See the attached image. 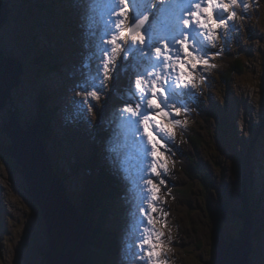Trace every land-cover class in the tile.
Wrapping results in <instances>:
<instances>
[{"label":"rangeland","instance_id":"obj_1","mask_svg":"<svg viewBox=\"0 0 264 264\" xmlns=\"http://www.w3.org/2000/svg\"><path fill=\"white\" fill-rule=\"evenodd\" d=\"M262 2L263 0H248L247 5H245L244 7L239 4V6L242 8L241 12L247 13L248 15H246V18L238 16L240 19H237V23L240 27V31H238V34L235 33V36L240 37L250 31L252 33V36L256 35V38L259 39L248 41V43H246L247 40L245 38L247 36L243 37L244 39L242 40V46L249 45L250 47L249 51H247V54L252 50L262 49L264 46V7L261 6ZM28 3L29 0H27V7ZM20 8L24 9L22 3L20 4ZM25 11L27 12L26 9ZM17 14V11L11 8L10 19L13 23H8L5 26V22H2L4 28L2 29V31H0V50L2 52L5 51L6 47H4V43H9L12 47L9 48L8 52L12 51L11 49L19 51V59L25 65V73L24 77H22L23 79L21 78V84L19 85V87H16L13 90L12 100L9 101L6 108L0 112V145L4 147L7 146L5 142L6 133L4 132V127L5 124L10 121L11 114L14 113L15 108H21L19 109V115L22 116V120L26 122L29 112L31 114V102H35V107L37 106L36 101L32 95H35V93H38V91L42 90L45 83L44 76L41 75L40 71H38L39 75L36 74V58H38L39 55H42L41 53L43 52L41 51H47V49H51L55 39V36L54 39H52L51 34V31H54L53 26L55 28V25H53V23L51 22H48L47 16H45L41 12H37L35 14L26 13L23 14L21 18H19L20 16H17ZM74 17H77V15L72 14L68 16L69 21H73ZM84 17L85 16H83V18ZM94 31L98 32V30L96 29L90 31L86 29L87 33L90 32L93 37L97 38V36L93 35ZM81 40H84L83 36ZM229 46L230 45L226 46V48H229ZM37 50H40V52H37ZM6 55L12 56L9 53H7ZM87 58L89 61L91 60L88 55ZM1 60H3L2 57ZM43 61L45 62L46 60ZM80 62H82L84 65L86 64L81 58ZM117 64H122L123 67V54H121L116 59L114 66L115 69L117 68ZM211 64L212 61H210L209 65H203V68L206 69V72H208L209 75L207 79L201 78L199 80L198 87L202 91H204V89L206 88L211 90L210 80L212 79L213 75V78L216 80L215 83L217 84L215 88L212 89L213 92H210L205 97L210 98L212 95L213 99L216 100V88L218 85H220V80L212 70V67L210 66ZM70 65V68H72L73 71L77 70V67L80 68L79 73L75 74L79 76L81 73L80 65L77 66L73 63H70ZM110 67H112V65H110ZM180 67H183V69L187 70L183 64H181ZM252 71L256 72L255 76L253 72L249 71V74H247L249 75L248 77H240L236 75L232 78L231 84L236 85L238 88L244 89L245 92L241 93L235 87L231 93V99H225L226 103L224 106L228 107L229 105V110L226 112L220 111V114H222V118L218 121H222L224 130L226 131L225 133L228 137H231L232 140V144L229 146L231 150V161L228 160L223 167L218 165L220 164L219 157H226L223 153L224 143H221L217 137V121H213L212 119L206 120L203 116V118L200 116L198 110H195L194 108L191 110L192 114L198 117V122L194 127L195 131L193 130V133L200 134V136L202 137V141L204 142L202 149L199 150L200 157H202L209 164L212 169L211 171L215 176V184L213 185V187H209L208 191L202 190L199 183L192 182L184 172L181 171V173H179L180 170H178V166L180 163L178 156L182 154V152L179 149L171 148V150L173 151V156L170 162L174 170V179L173 182H170L175 185L171 188V192L174 198L173 204H175L176 209L174 210V213L168 212L169 200L168 205H166L167 195L165 194V191L162 190L161 198L165 202V207L161 208L163 210L161 215L158 214L156 216L159 217V219L153 216L155 224L157 223V220L159 224L166 223L164 225H160L162 233H164L163 240L165 241V243L163 244V246H161L160 244V248L157 247V250L163 251V253L169 258L170 264H213L215 259V248L213 247L214 243L212 239V221L209 215L213 210L218 209L221 203L226 202L229 204L227 220H224L222 223L227 238L228 236L232 238L233 236L231 235L233 234L236 235V231L239 230L238 227L242 228L240 216L234 210V214L232 215L231 219V200L235 202L234 204L236 205V207H238V205L242 206L243 200H245V198L244 195L239 194L241 190V182L242 184H247L249 182L247 179H243L244 172L242 169V165L244 164L245 160L249 161L252 158L254 164H256L255 159L257 157L255 155V151L253 150L248 158H246L244 154L239 153V146L243 143L244 139L248 140L252 133L254 131H257L260 126H263L264 128V121L262 124L259 123V120L260 118H262V113L264 111V61L261 59L259 69H255ZM114 72L115 70L109 73L111 79L115 76ZM111 79L105 81V90L110 85ZM80 80L82 81V84L79 87L81 91L79 101L80 109L85 108V110L87 111L90 110V113L97 109L102 111V103L96 105V103L100 102V99L96 100L95 98L90 97L82 87V85L87 82V79ZM190 80H192V77H190ZM201 80L204 81L202 84L200 83ZM29 87H32L33 94L24 93ZM91 90H96L99 96L104 94L105 92V90L101 91L99 88L92 89L91 87H89L88 91L90 92ZM221 91L222 90H219L220 93ZM18 95L22 96V101L19 102L18 105H15L13 100L14 97H17ZM42 95L43 91L41 92V97ZM205 100L207 102V99ZM242 100L245 102H250V105L252 106V109H249L250 111L248 113H246L245 108L243 107ZM17 101H20V96H18V98L16 99V102ZM212 103V100L209 99V104ZM93 105L94 108L93 110H91L88 106L93 107ZM86 107H88L89 109ZM184 113V110L181 109V115H183ZM243 113H246V115L241 120L235 119L238 114ZM81 115L85 118L84 113H82ZM38 116L39 112L37 114V118ZM205 121L208 123H206ZM186 122L187 119L182 120V124L180 126L191 128L192 124ZM26 123L28 124V122ZM171 129L177 133L181 141L185 144L184 146L182 145L183 151L194 154L195 145L193 144L192 140L188 138V135H184L182 134V132H180L179 134V132H177L174 127H172ZM234 133L235 135L232 136L231 134ZM239 133L242 134V137ZM260 133L261 134L259 139L263 140L264 146V129H262ZM184 136L187 138V140L184 139ZM66 146L67 154H71L72 156L74 154H78V151L81 149V147H76L74 150H72L71 146L73 145H71L70 143H67ZM48 147L49 149L52 148V146ZM88 152L92 153L93 151L87 150V153ZM168 153L170 152H167V154ZM259 155L263 156V153L261 152ZM57 158H59V154L57 155L55 153V161L57 160ZM75 159H73L74 164H81L78 158L76 160ZM14 164H16L15 161ZM14 164L11 163V167L8 168L0 160V171H2L5 176L4 185L8 190L11 188L13 191H11L12 194L9 203L11 204L14 214L17 217L16 224L13 223L10 228V230L14 233H12V235H7L5 238H3L2 235L0 236V251H2V253L0 252V264H44V257L42 259V253L49 252L50 250L48 231L45 224L46 222L41 212L37 211V209L33 207L32 203H30L28 198L29 195L27 196L25 191L26 186L24 179L20 176L17 169L15 167H12ZM81 166L83 167V165ZM252 169H255V165L252 166ZM83 171L89 174L86 170ZM162 171L163 170L161 169V172ZM79 178L80 175L78 176V180ZM86 180L87 177H85L83 182L79 181L81 189L77 193V195L76 189L72 188L74 186L73 184H65V192L71 191L73 192V194H75L71 200L73 204H76L77 197L78 199L82 197L84 191L83 187ZM72 181L73 180H71V182ZM259 182L261 184V178L255 181L253 187L256 188ZM261 186L264 189V182H262ZM179 187L185 188L186 190L188 188L189 195L187 198L183 199V197L181 196H179V198H175L173 190ZM210 191L212 192L210 193ZM84 200L85 199L83 197V201ZM156 203L158 204V201H156ZM76 206L79 208L77 204ZM71 209L75 211L74 207H71ZM262 209H264V206ZM75 212L77 213V211ZM165 213H167L166 221L163 218ZM107 215L108 212L106 213V216ZM13 221L14 220H12V222ZM231 224H233L234 227L231 228ZM89 225V223H83L81 227L83 228V230H86L87 226ZM219 227L221 228L220 225ZM168 237H170V239H167ZM168 240H171L170 243ZM2 244L3 247H1ZM178 245L179 247L177 248ZM180 245L183 246L180 247ZM260 247L264 248L263 245H260ZM255 264L257 263L255 262Z\"/></svg>","mask_w":264,"mask_h":264},{"label":"snow or ice","instance_id":"obj_2","mask_svg":"<svg viewBox=\"0 0 264 264\" xmlns=\"http://www.w3.org/2000/svg\"><path fill=\"white\" fill-rule=\"evenodd\" d=\"M247 2L89 0L91 27L98 30L93 33L97 36L94 53L97 63L95 70L90 62L84 65L88 76L82 87L90 97L99 100L98 92H89L88 89L105 90V81L111 79L109 73L115 70L116 59L121 54L124 56L123 70L132 72L124 98L125 107L119 110V117L121 127L139 137V159L137 166H132L127 159L121 165L125 178L133 182L143 215L137 217L136 228L125 244L129 260H140L143 264H170L169 258L162 250H157L155 243L159 241L163 246L164 233L156 234L149 225L154 223L152 214L161 207L154 203L160 200L157 195L159 184L166 185L164 177L170 175L167 164L162 166V175L153 158H157L160 152L158 144L168 141L165 148L175 145L176 132L156 122L155 117L163 114L174 126L182 124L173 116L180 117L181 109L190 112L192 105L199 100V93L194 79H187L180 65L186 62L185 66H190L192 71L201 65V71H206L203 65H209L214 56L223 53V49L211 51L218 46L214 40L223 36L230 42L233 33L240 31L235 21L239 9L232 10V7L237 3L247 5ZM210 66L215 68L216 64ZM152 174L160 178L158 183L154 182ZM166 215L163 217L165 221Z\"/></svg>","mask_w":264,"mask_h":264},{"label":"water","instance_id":"obj_3","mask_svg":"<svg viewBox=\"0 0 264 264\" xmlns=\"http://www.w3.org/2000/svg\"><path fill=\"white\" fill-rule=\"evenodd\" d=\"M7 19V9L0 6V27L3 26L2 22H7ZM23 73L24 67L19 60L6 58L0 52V77L6 78L0 82V111L6 108L13 89L21 82ZM5 132L8 135L5 134L6 144L8 145L9 140L12 142L9 146V154L17 165V171L24 179L26 194L39 209L38 211L41 212L46 222L50 250L44 254V259L48 264H79L83 249L88 241L90 225L86 230H83L81 225L85 222L64 200L62 189L54 180L52 172L44 171V164L46 167L48 164L40 155H43L54 165L56 164L54 157L52 156V158L49 154V147H46L44 152L39 149L40 138L33 135L38 133L32 131V138L30 134L26 136L14 115L5 126ZM220 205V210L226 214V203ZM212 214L214 213L211 212L209 216L212 221V235L216 248V261L214 259L215 263L213 264H248L251 252L249 229H247L248 232L242 233V239L237 243L225 242L219 232L221 222L218 219L219 214Z\"/></svg>","mask_w":264,"mask_h":264},{"label":"trees","instance_id":"obj_4","mask_svg":"<svg viewBox=\"0 0 264 264\" xmlns=\"http://www.w3.org/2000/svg\"><path fill=\"white\" fill-rule=\"evenodd\" d=\"M250 59V58H248ZM38 63L40 64V60L37 59ZM225 64L221 67L223 70L221 74V80L226 83H230L231 79L233 78L234 74L236 73H242L244 74L245 71V62L242 60L241 57H226L224 58ZM42 66V65H41ZM43 67V66H42ZM42 67H37L38 71L41 73V68ZM45 70L44 68H42ZM127 73L124 71H119L116 74V77L114 79V83L112 85V89L110 90V97L111 100L114 98V94L122 89L123 85H127ZM222 104L221 106H223ZM220 106V107H221ZM263 126L259 129L258 133L255 134L254 140H252V145L254 146L255 142H257V136L260 134L262 131ZM43 133L44 137L46 138L47 141H49L50 135ZM223 138V143L226 144L224 147V155L226 158H221L219 157L220 164L219 166H224V164L230 160L231 161V150L229 147V137L225 135H221ZM193 138V144L195 145L196 149H201L204 145V142L200 137L197 136H191ZM232 143H230L231 145ZM251 149V148H250ZM0 159L2 162L6 165L11 167V163L14 164V161L10 157L9 154V146H2L0 145ZM94 163V161H93ZM184 172L186 176L192 181V182H200L204 185L203 190H208V187L212 186V180L209 175V170L205 168L204 166L201 165V162H199L197 159L193 158L192 156H188L184 162ZM17 165H13L12 167L16 168ZM87 169L92 170V166L86 165ZM94 170V168H93ZM95 172L96 169H95ZM103 178V177H102ZM101 177L96 176V180L98 182H94L92 184V181L89 182L87 185V188L89 189V194L87 197H84V202L82 206L80 207V212L81 215L84 216L88 221L93 222L95 226H98L99 222H97L100 219V214H105V212H102L99 208V205L101 201L103 200L105 193H107L106 190V184L109 185L108 182L104 183V179ZM104 181V182H103ZM99 183H104V186L99 184ZM192 184V183H191ZM109 189L111 188V185H109ZM111 191V189H110ZM114 191V190H113ZM179 192L184 196V198H187L189 195L188 188L187 190L185 188L181 190H176V192ZM112 192V191H111ZM29 198L30 203H32L33 207L36 209V206L32 202L31 198ZM98 212V213H97ZM98 228V227H97ZM108 235L107 230H99L96 229V227L90 229L89 234H88V241L85 244V247L83 249L81 258H80V263L79 264H111L112 263V253L110 249L112 250L114 248L115 252L117 248L115 247V241L110 238H106L104 235ZM233 236V235H231ZM216 261V258H215ZM215 261L213 263H215ZM44 264H48L46 260L44 259Z\"/></svg>","mask_w":264,"mask_h":264},{"label":"bare ground","instance_id":"obj_5","mask_svg":"<svg viewBox=\"0 0 264 264\" xmlns=\"http://www.w3.org/2000/svg\"><path fill=\"white\" fill-rule=\"evenodd\" d=\"M235 33H237L238 34V32H235ZM214 42L217 44V45H219V44H221L222 43V39H221V37H219V39H215L214 40ZM218 50H219V47L217 46V47H215V48H213L212 49V51L213 52H218ZM36 62H37V67H41V65L38 63V61H37V59H36ZM193 63H194V61H193ZM184 66L186 65V62H184V63H182ZM13 67L15 66V65H12ZM185 68L187 69V70H185V69H183V67H182V70L184 71V73H185V77L187 78V79H189L190 80V77H192V79H194V81H195V83L198 85V83H199V80L201 79V78H204L205 76H207L208 77V75H209V73L208 72H206V71H201V67H200V65L198 66V68L195 70V71H192L191 69H190V66H185ZM204 69V68H203ZM191 71V75L189 76L188 75V73ZM24 74V73H23ZM6 78L5 77H0V82H2L3 80H5ZM196 91L199 93V97H201V98H205V96L206 95H208L210 92H211V90H209V89H204V91H202L199 87H197L196 88ZM49 98H52V96H49ZM198 103V105H201L199 102H197ZM119 104H120V102H119ZM119 104H118V106H119ZM51 110V109H50ZM48 112V109L47 110H45L44 111V114H43V117H45V115H46V113ZM38 118H39V116H38ZM37 118V119H38ZM115 119H116V117H115ZM118 119V118H117ZM173 119H179V117H175V116H173ZM53 121H56V119H53ZM159 123L160 124H162L163 126H165L166 128H169V129H171L172 127H174V129H176V131L177 132H179L178 130H177V128L172 124V122L170 121V120H168L167 118H165L163 115L162 116H160V121H159ZM121 124V123H120ZM106 125H107V121H106ZM121 126V125H120ZM109 127V126H108ZM122 128V127H121ZM125 129V128H124ZM66 131H71L69 128H66ZM194 131H195V128H194ZM33 132H36V133H38L36 130H33ZM45 134V133H44ZM128 134H130V133H128ZM179 134H180V132H179ZM124 134H121V136H120V138H119V142H123L124 141V138H125V135L123 136ZM130 136H132V138H133V135H131L130 134ZM240 136H241V134H240ZM135 137V136H134ZM242 137V136H241ZM188 138L190 139V137L188 136ZM126 139V138H125ZM184 139L185 140H187V138L184 136ZM175 140H176V144L175 145H172V146H175L176 148H183L182 147V145L184 146L185 144L181 141V139L179 138V136L177 135V133H176V136H175ZM191 140V139H190ZM229 140H230V143H231V137H229ZM126 143L127 144H129V141L126 139ZM48 143H50L51 142V139H49V141H47ZM130 142H134L135 143V145H137V139H135V140H130ZM165 144H168V141H165ZM177 145V146H176ZM170 146L171 145H169L168 146V148H165L164 146L161 148V150H160V152L158 153V157L157 158H153V159H155L156 160V163H155V166L157 167V170H159V171H161V169L163 170L161 173H162V175H163V172H164V169H163V164H167V167H168V172L170 173V175H167V176H165L164 177V179L166 180V184H168V182L169 181H172L173 182V179H174V170H173V166H172V164H171V162H170V160H169V157H168V154H167V152H171L169 149H170ZM123 147H125V149H126V146H123ZM138 149H139V146H138ZM164 153V154H163ZM92 154H94V155H92L91 156V159L94 161L95 160V158L97 157V155L94 153V152H92ZM138 159H139V157H138V150L136 149V156H134V160H135V162H138ZM96 164H97V160H96ZM179 167H180V169H181V171L182 172H184V167H183V165L180 163L179 164ZM107 168L108 169H110V170H113L114 169V164L113 163H109L108 165H107ZM95 169H96V165H95ZM185 173V172H184ZM90 175V174H89ZM95 176H98V174H97V172H95ZM117 176H119L120 177V179L122 180V177L120 176V174H118L117 173ZM152 177H153V179H158V181H159V177H154V174H152ZM119 184L121 185V187H126V184H125V182H123V180H122V182H119ZM128 184V183H127ZM165 184H163V183H160L159 184V188H160V191L157 193L158 194V196L160 197V200L158 201V205H160L161 207H159L158 208V211H157V213H153L152 215L155 217V218H158L159 219V217H156L158 214H160L161 215V213L163 212V210L161 209V208H164L165 207V202L162 200V198H161V193H162V190L163 191H165ZM111 189V191H112V193H115V192H117L115 189H113L112 187L110 188ZM178 189V188H177ZM114 190V191H113ZM80 191V190H79ZM174 192V191H173ZM121 194H122V192H121ZM130 194H132V193H130ZM62 195H63V198H64V200L66 201V199H69V200H72V198H73V196L75 195V194H73L71 191H64V190H62ZM132 198L134 197V195H132L131 196ZM83 202V200H79L78 198L76 199V204L77 205H80L81 203ZM124 202L125 201H123V200H121V205H122V207H123V210H122V213H126V211L124 210V209H126L128 206L126 205V203L124 204ZM154 203H156V202H154ZM166 205H168V198H166ZM137 209V208H136ZM1 211H2V213H4V210H2L1 209ZM105 211V214L107 213V210L105 209L104 210ZM104 211H102V212H104ZM136 212H138V210H136ZM126 214H128V213H126ZM104 220H106V221H110L109 220V217H108V215L106 216L105 215V217H104ZM121 224V223H120ZM118 225V224H117ZM149 226H151V227H157V223L155 224H152V225H149ZM87 227H89V226H87ZM122 228H123V226H121ZM125 227V226H124ZM132 228H134L135 229V227H133V226H131ZM131 233H132V231H130L129 232V234L131 235ZM19 241H21V240H19ZM116 242H118V240H117V237H116ZM118 244V243H117ZM16 245V244H15ZM116 254H117V258L118 259H115L116 261H118V264H128L125 260H123L121 257H120V253H119V250L117 249L116 250Z\"/></svg>","mask_w":264,"mask_h":264}]
</instances>
